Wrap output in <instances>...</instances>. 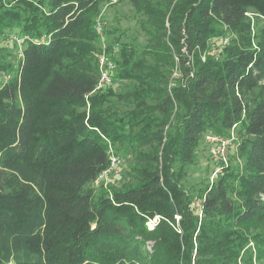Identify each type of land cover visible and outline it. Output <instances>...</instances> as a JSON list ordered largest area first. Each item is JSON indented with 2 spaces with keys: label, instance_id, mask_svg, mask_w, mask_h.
Instances as JSON below:
<instances>
[{
  "label": "trees",
  "instance_id": "1",
  "mask_svg": "<svg viewBox=\"0 0 264 264\" xmlns=\"http://www.w3.org/2000/svg\"><path fill=\"white\" fill-rule=\"evenodd\" d=\"M109 1L0 0V264H239L244 249L253 264L250 241L264 259V25L253 35L247 15L264 19V0H118L145 17V40L102 17L120 53L95 91ZM14 33L16 64L1 44ZM235 124L242 162L202 189L200 218L186 167ZM111 146L137 160L108 190L93 182Z\"/></svg>",
  "mask_w": 264,
  "mask_h": 264
},
{
  "label": "rangeland",
  "instance_id": "2",
  "mask_svg": "<svg viewBox=\"0 0 264 264\" xmlns=\"http://www.w3.org/2000/svg\"><path fill=\"white\" fill-rule=\"evenodd\" d=\"M248 17L251 19L252 24V34H258L261 25H264V19L258 16L256 12L249 11L247 12ZM97 19L102 20V17H106L107 19V28L111 34L113 31L117 35H120L122 40L125 39H132L135 40H145V36L143 33V29L141 27V23L144 20V16L136 12V9L133 5H131L127 1H118V0H110L108 3L104 4L100 10V12L96 15ZM96 19V20H97ZM106 32V31H105ZM14 33L11 37L15 38ZM225 36H230L232 38L235 36L230 30L226 31ZM222 37V38H223ZM108 38V37H107ZM16 46L13 40H3L1 44L7 45L8 48H14L15 53L18 51V55H13L10 57L12 62L16 64L19 54L22 52L23 45L21 42L16 40ZM139 42V41H137ZM136 43V42H135ZM230 43V42H229ZM118 44V52L113 55L118 56L120 53V45ZM114 44V45H115ZM113 45V46H114ZM110 49L109 40H108V50ZM98 56V55H97ZM4 73H0V81H5L6 78L10 77L11 75H6ZM116 90L123 91L127 89L129 86L131 87L132 84H129L127 81H117L115 82ZM120 105L124 106L125 103H120ZM168 129V126L166 127ZM231 131V130H230ZM207 135V134H206ZM205 135V136H206ZM112 147V146H111ZM113 148V147H112ZM113 151L116 153L115 148ZM118 155V154H117ZM121 156V155H119ZM123 158L122 165L118 168V170H111L110 173L107 175V178L100 183L98 186L99 188H108L110 190L112 187H122L124 184L128 183L131 180L132 174V167L131 164L135 163L137 158L135 156V152L129 151L128 154H124L121 156ZM242 159L239 155V150L232 149L229 152L228 158L224 160H216L211 152V149L208 144H206L204 138L201 141L199 148L197 149L195 162L191 165L186 167V173L183 179L184 187L192 194H194V199L192 202V207L195 210V213L199 215L200 218L203 216L202 212V204L203 198L199 197V193L202 191L203 188L207 187L209 184H212L220 175L227 172L228 168L231 164H241ZM219 171L218 176L214 177V172ZM250 249L252 252V262L253 264H264V259L260 260L258 257V250L255 247L253 241H250L247 249ZM245 253V249L242 251L241 256L239 258V264H243L242 255Z\"/></svg>",
  "mask_w": 264,
  "mask_h": 264
},
{
  "label": "built area",
  "instance_id": "3",
  "mask_svg": "<svg viewBox=\"0 0 264 264\" xmlns=\"http://www.w3.org/2000/svg\"><path fill=\"white\" fill-rule=\"evenodd\" d=\"M95 28L99 33L100 36V45L101 50L98 53V60H99V69L100 75L95 87L96 90L103 89L107 87V85L113 83L114 75L116 73V61L113 57L114 54L118 52V44L113 46L111 51L108 50V38L105 32V25L102 20L97 19L95 23ZM15 39L19 42H23V38L15 35ZM230 42V36H225L221 39L219 46H214L212 49L213 53L218 54L223 47L228 45ZM204 140L206 144L209 145L212 155L216 160H226L229 156V152L232 149H237L240 137L237 132V124H235L228 135L222 136L214 133H208ZM109 158H110V165L107 169L102 171L98 177L94 180L93 186L98 187L106 178L107 175L110 173L111 170H118V168L122 165L123 158L113 151V148L110 147L109 149ZM219 171L214 172V177L218 176ZM157 221V217L151 219L149 221V225H154Z\"/></svg>",
  "mask_w": 264,
  "mask_h": 264
}]
</instances>
